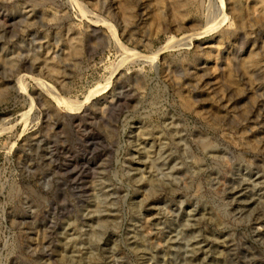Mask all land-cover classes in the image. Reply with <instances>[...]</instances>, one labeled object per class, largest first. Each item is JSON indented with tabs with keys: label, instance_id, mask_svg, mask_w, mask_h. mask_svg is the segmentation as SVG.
Instances as JSON below:
<instances>
[{
	"label": "rangeland",
	"instance_id": "obj_1",
	"mask_svg": "<svg viewBox=\"0 0 264 264\" xmlns=\"http://www.w3.org/2000/svg\"><path fill=\"white\" fill-rule=\"evenodd\" d=\"M72 1L0 0V264H264V11Z\"/></svg>",
	"mask_w": 264,
	"mask_h": 264
},
{
	"label": "bare ground",
	"instance_id": "obj_2",
	"mask_svg": "<svg viewBox=\"0 0 264 264\" xmlns=\"http://www.w3.org/2000/svg\"><path fill=\"white\" fill-rule=\"evenodd\" d=\"M195 1V0H194ZM214 1V0H213ZM71 2H73L72 0H71ZM237 3V2H236ZM252 3L254 4V6H257V8L259 9V10H261V11H264V0H252ZM200 5V4H199ZM234 5V4H233ZM224 0H218V5H217V10H218V14H219V17L218 18H215V16L213 17V15H212V17L209 19V20H207L208 22H207V28L208 29H206V27H205V29L207 30V31H209L210 29H213V28H216V27H218V26H220V25H224L228 20H229V16L226 14V12H225V9H224ZM234 6H236V5H234ZM231 7V6H230ZM237 7V6H236ZM236 7H234L235 9H236ZM226 8H227V6H226ZM232 8V7H231ZM230 8V9H231ZM87 9V8H86ZM85 9V10H86ZM233 9V8H232ZM231 9V10H232ZM84 10V9H83ZM209 10V9H208ZM234 11V10H233ZM236 11V10H235ZM237 11H239L238 9H237ZM231 13V12H230ZM242 13V12H241ZM241 13H240V15H241ZM239 15V16H240ZM233 16H234V13H233ZM238 16V15H237ZM259 16V15H258ZM97 17H95V19H96ZM101 18V17H100ZM99 17L96 19L97 21H99L98 19H100ZM232 19L234 18V17H231ZM237 18V17H236ZM242 18H243V16H242ZM240 19V18H239ZM101 20V19H100ZM233 20H235V18L233 19ZM243 20V19H242ZM241 20V21H242ZM103 23H104V25L108 28V30H109V34H111V36L113 37V42H115L117 45H119L120 43H119V40H118V38H117V36H116V34L112 31V27H114V25L110 22V21H107V20H104L103 18H102V20H101ZM235 22V21H234ZM240 22V21H239ZM242 24V23H241ZM223 27V26H222ZM237 27V26H236ZM235 27V28H236ZM221 28V27H220ZM204 29V30H205ZM232 29V28H231ZM203 30V29H202ZM222 30V29H221ZM225 30V29H224ZM226 31H228V30H226ZM225 31V32H226ZM229 31H231L230 30V28H229ZM205 33V32H204ZM193 35H198V33H196V34H193ZM111 37V38H112ZM194 36H188V37H186V38H188L189 40V42L192 40V38H193ZM172 42H174V41H172ZM169 46H171V45H169ZM167 47V45L164 47V48H166ZM158 54H160V53H158V52H156V54H155V56H157ZM252 54V53H251ZM250 54V55H251ZM249 55V56H250ZM253 55V54H252ZM251 55V56H252ZM156 58V57H155ZM248 60V59H247ZM247 63H249V62H247ZM113 72V71H112ZM40 82V81H39ZM107 83H109L108 81H106ZM50 85V84H49ZM48 84H46L45 82H41V86L53 97V94H51V93H53L54 91H52V89H51V87L49 86ZM55 90V89H54ZM56 94V93H55ZM56 96V95H55ZM54 98V97H53ZM59 100L61 99V98H58ZM55 100H57V98H55ZM62 100V99H61ZM64 101H67V100H64ZM71 105H73V106H75L74 105V102H71V103H69V107L71 106ZM202 143V142H201Z\"/></svg>",
	"mask_w": 264,
	"mask_h": 264
}]
</instances>
